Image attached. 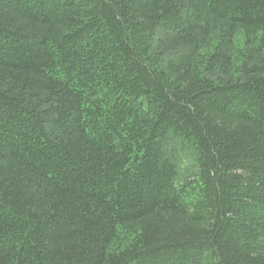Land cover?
I'll return each mask as SVG.
<instances>
[{
    "label": "trees",
    "instance_id": "trees-1",
    "mask_svg": "<svg viewBox=\"0 0 264 264\" xmlns=\"http://www.w3.org/2000/svg\"><path fill=\"white\" fill-rule=\"evenodd\" d=\"M0 264H264V0H0Z\"/></svg>",
    "mask_w": 264,
    "mask_h": 264
},
{
    "label": "rangeland",
    "instance_id": "rangeland-1",
    "mask_svg": "<svg viewBox=\"0 0 264 264\" xmlns=\"http://www.w3.org/2000/svg\"><path fill=\"white\" fill-rule=\"evenodd\" d=\"M236 40H237V41H239V42H241V41H242L240 37H237V39H236ZM236 45H237V46H239L240 44L236 42Z\"/></svg>",
    "mask_w": 264,
    "mask_h": 264
}]
</instances>
